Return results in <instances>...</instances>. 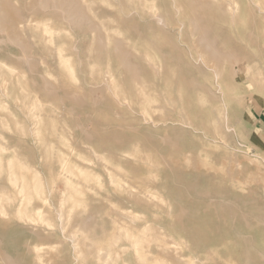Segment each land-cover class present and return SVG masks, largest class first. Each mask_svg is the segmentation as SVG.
<instances>
[{"label": "rangeland", "instance_id": "374dc122", "mask_svg": "<svg viewBox=\"0 0 264 264\" xmlns=\"http://www.w3.org/2000/svg\"><path fill=\"white\" fill-rule=\"evenodd\" d=\"M263 33L264 0H0V264H264Z\"/></svg>", "mask_w": 264, "mask_h": 264}, {"label": "bare ground", "instance_id": "6f19581e", "mask_svg": "<svg viewBox=\"0 0 264 264\" xmlns=\"http://www.w3.org/2000/svg\"><path fill=\"white\" fill-rule=\"evenodd\" d=\"M252 3H253V2H252ZM46 4H47V3H46ZM46 4H45V5H46ZM45 5H44V6H45ZM45 7H46V6H45ZM44 10H45V9H44ZM68 10H69V9H68ZM233 10H234V9H233ZM64 11H66V10H64ZM260 11H261V10H260ZM64 13H65V12H64ZM83 13H84V12H83ZM69 15H70V14H69ZM69 15H68V16H69ZM63 16H64V15H63ZM70 16H71V15H70ZM70 16H69V17H70ZM70 19H71V18H70ZM72 19H74V18L72 17ZM253 28H254V27H253ZM257 34H258V33H257ZM263 34H264V33H263ZM260 41H262V40L260 39ZM202 42H203V41H202ZM204 42H205V41H204ZM203 44H204V43H203ZM209 48H210V47H209ZM207 49H208V48H207V46H206V50H207ZM259 49H260V48H259ZM207 51H209V50H207ZM220 57H221V56H220ZM67 64H68V63H67ZM99 67H100V66H99ZM12 69H13V68H12ZM71 69H72V68H71ZM72 71H74V70H72ZM215 74H216V73H215ZM216 75H217V74H216ZM217 90H218V89H217ZM222 93H223V92H222ZM28 108H29V107H28ZM225 121H226V120H225ZM227 123H228V122H227ZM226 127H227V126H226ZM226 127H225V129H226ZM228 130H229V129H228ZM228 130H227V131H228ZM227 136H228V135H227ZM220 137H221V136H220ZM1 205H2V204H1ZM41 212H42V211H41ZM1 213H3V212H1ZM24 218H25V217H24ZM35 225H36V224H35ZM40 249H41V248H40ZM33 252H34V251H33ZM41 252H42V251H41ZM38 254H39V253H38ZM39 255H40V254H39ZM40 256H41V255H40ZM44 257H45V256H44ZM36 259H38V258H36ZM42 259H43V258H42ZM40 260H41V259H40ZM38 264H39V263H38ZM41 264H43V263H41ZM44 264H45V262H44Z\"/></svg>", "mask_w": 264, "mask_h": 264}]
</instances>
